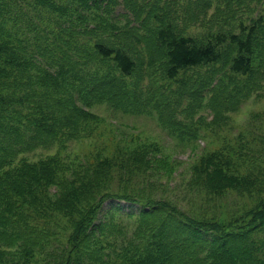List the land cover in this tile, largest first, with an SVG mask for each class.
<instances>
[{"label":"trees","instance_id":"obj_1","mask_svg":"<svg viewBox=\"0 0 264 264\" xmlns=\"http://www.w3.org/2000/svg\"><path fill=\"white\" fill-rule=\"evenodd\" d=\"M195 1L202 16L187 9L190 25L202 24L212 6V0ZM245 1L221 5L231 11ZM120 5L126 12L116 14ZM170 5L0 0V264H264V150L249 141L202 154L188 185L209 197L234 191L254 206L225 222L148 199L129 234L113 219V206L103 205L107 198L136 202L130 194L106 192L126 158L71 167L59 153L22 156L78 136L97 119L94 103L141 113L144 91L159 95L153 105L161 122L190 130L172 113L187 99L184 111L191 115L211 86L214 77L189 82L187 71L200 66L222 74L210 103L218 118L256 86L250 80L264 68L263 8L236 30L211 29L215 19L192 35L179 27ZM129 154L135 170L150 166L145 147ZM59 220L64 223L57 226Z\"/></svg>","mask_w":264,"mask_h":264},{"label":"rangeland","instance_id":"obj_2","mask_svg":"<svg viewBox=\"0 0 264 264\" xmlns=\"http://www.w3.org/2000/svg\"><path fill=\"white\" fill-rule=\"evenodd\" d=\"M170 2L172 13L177 14L179 27H185L186 33L192 35L207 30L208 25L215 19L211 29L236 30L235 26L241 19L248 23L249 16L255 17L261 8L264 9V0H246L241 7L231 6V11H226V7L221 5L222 0H212V6L204 14L202 24L190 25L186 22V10L197 14L199 8L196 1L170 0ZM218 4L221 5L220 12H217ZM123 12L126 10L121 5L115 10L116 14ZM200 13L201 17L202 12ZM218 67L219 63L215 64V68ZM211 68L204 65L187 71L189 82H192V79L200 82L206 80V77L214 79L211 80L210 87L202 90L204 96L191 115L184 111L187 108V99L183 100L174 114L172 113L176 120L183 123L182 126L189 124L190 130L183 127L169 128L174 126L161 122L157 107L153 105L159 95L144 91L141 103L145 105V109L141 113H126L106 103H94L90 110L96 114L97 119L86 124L87 128L80 131L78 136L56 139L48 147L39 146L22 156L37 160L49 154L59 153L64 162L71 167L79 163L91 164L104 157L126 158L127 166L115 167L117 170L112 173L106 192L110 189L118 195L130 194L136 198V202L107 198L103 205L113 206L115 212L112 215L113 219L125 226L127 234L133 230L138 220L140 203L148 199L176 205L192 216L215 218L220 221L224 218L225 222L226 220L233 222L237 216L254 206V199L234 191H228L218 197H209L203 191L191 189L188 185L190 168L202 154L219 150L224 146H236L239 142L249 141L254 150L256 148L264 150V113L255 115L248 127L243 130L231 127L228 120L231 110L249 92L256 91L264 96V68L250 80L256 86L247 94L238 96L230 109L221 112L220 118L211 110L210 103L215 94L213 86H216V81L222 74L220 71L214 74ZM145 78L143 76V79ZM225 82L228 83L227 79ZM232 86L233 83H229L228 88ZM139 146L146 148L150 166L135 170L132 165L134 158L129 152ZM240 165L242 170L248 166L242 161ZM122 212H129L132 215L121 214ZM63 223V220H59L57 226ZM57 226L55 222L52 223L54 230Z\"/></svg>","mask_w":264,"mask_h":264},{"label":"clouds","instance_id":"obj_3","mask_svg":"<svg viewBox=\"0 0 264 264\" xmlns=\"http://www.w3.org/2000/svg\"><path fill=\"white\" fill-rule=\"evenodd\" d=\"M260 113H264V96L252 91L243 97L240 103L231 110L228 120L231 127L243 130L248 127L252 118Z\"/></svg>","mask_w":264,"mask_h":264}]
</instances>
